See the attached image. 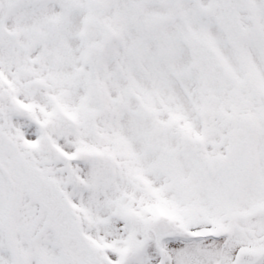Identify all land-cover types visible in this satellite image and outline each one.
<instances>
[{
    "label": "snow or ice",
    "instance_id": "1",
    "mask_svg": "<svg viewBox=\"0 0 264 264\" xmlns=\"http://www.w3.org/2000/svg\"><path fill=\"white\" fill-rule=\"evenodd\" d=\"M0 264H264V0H0Z\"/></svg>",
    "mask_w": 264,
    "mask_h": 264
}]
</instances>
